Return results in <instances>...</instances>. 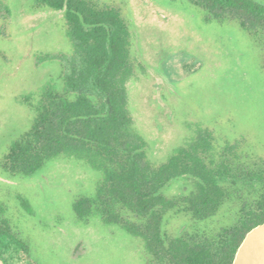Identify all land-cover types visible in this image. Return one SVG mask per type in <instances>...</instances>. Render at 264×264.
<instances>
[{
	"label": "rangeland",
	"instance_id": "374dc122",
	"mask_svg": "<svg viewBox=\"0 0 264 264\" xmlns=\"http://www.w3.org/2000/svg\"><path fill=\"white\" fill-rule=\"evenodd\" d=\"M3 1L9 13L0 15V163L31 126L33 113L23 99H36L47 83L62 89V62L72 52L61 13L38 8L35 0ZM97 1L120 8L129 25V109L153 163L165 162L204 128L212 130L216 150L237 142L242 162L264 163L262 51L237 21L208 20L188 0ZM100 178L99 170L75 156L60 155L30 176H12L0 165V202L32 248L29 258L0 247L7 263L143 264L140 238L95 218L86 224L74 218L73 201L93 194ZM189 182L175 178L163 192H183ZM231 211L225 205L203 221L171 211L163 230L177 234L192 225L210 232L233 222Z\"/></svg>",
	"mask_w": 264,
	"mask_h": 264
},
{
	"label": "trees",
	"instance_id": "16d2710c",
	"mask_svg": "<svg viewBox=\"0 0 264 264\" xmlns=\"http://www.w3.org/2000/svg\"><path fill=\"white\" fill-rule=\"evenodd\" d=\"M188 1L208 20L237 21L260 47L264 69V0ZM35 6L62 14L72 52L62 62V89L47 83L36 99H23L33 113L32 123L8 146L3 170L30 176L60 155L83 159L101 178L93 194L73 201L77 222L95 218L140 238L143 264H232L245 234L264 223V163L242 162L237 142L216 150L208 128L199 129L165 162L153 163L129 109L127 83L134 67L130 29L121 9L97 0H35ZM8 13L0 0V15ZM183 177L190 180L189 189L171 196L163 192L173 179ZM20 203L32 213L26 200ZM225 205L233 222L210 232L192 225L177 234L163 230L171 211L203 221ZM6 212L0 202V247L10 256L14 247L30 258V244ZM0 258L8 264L2 254Z\"/></svg>",
	"mask_w": 264,
	"mask_h": 264
},
{
	"label": "water",
	"instance_id": "95a60500",
	"mask_svg": "<svg viewBox=\"0 0 264 264\" xmlns=\"http://www.w3.org/2000/svg\"><path fill=\"white\" fill-rule=\"evenodd\" d=\"M0 264H4L1 258ZM232 264H264V223L245 234Z\"/></svg>",
	"mask_w": 264,
	"mask_h": 264
}]
</instances>
